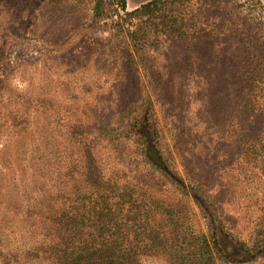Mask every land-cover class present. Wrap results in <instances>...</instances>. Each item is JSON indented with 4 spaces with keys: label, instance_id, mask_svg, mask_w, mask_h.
Listing matches in <instances>:
<instances>
[{
    "label": "rangeland",
    "instance_id": "obj_1",
    "mask_svg": "<svg viewBox=\"0 0 264 264\" xmlns=\"http://www.w3.org/2000/svg\"><path fill=\"white\" fill-rule=\"evenodd\" d=\"M118 3L0 0V264H57L63 242H106L111 222L126 243L185 241L189 264L197 232L175 225L244 247L218 264H264V0H160L147 36L120 30ZM148 108L198 202L140 154Z\"/></svg>",
    "mask_w": 264,
    "mask_h": 264
},
{
    "label": "trees",
    "instance_id": "obj_2",
    "mask_svg": "<svg viewBox=\"0 0 264 264\" xmlns=\"http://www.w3.org/2000/svg\"><path fill=\"white\" fill-rule=\"evenodd\" d=\"M73 1L84 2V0ZM118 2V4L122 7V10L125 11V15H118L120 18L117 19L116 22L121 31H129L136 36H139L140 34L147 36L150 32L154 30L157 31V19L153 18L155 11L158 10L160 0H154L147 3L141 6L140 9L133 12H127L126 0H118ZM138 14L148 15L149 19H138L139 21L137 23H134L135 19H127L137 16ZM169 24H172V26H166H169L171 29L179 23L178 20H173ZM131 29H134L133 32ZM178 30H182V27ZM242 74L251 78L254 76V71L248 68L245 69ZM151 110V108L145 110V113H142L139 118L135 120V123H137L136 126L133 125L134 128L136 127L134 134L139 137L138 141H140L141 144L140 154L148 164L153 166L156 171H159L162 174L160 177L164 179L163 185L169 186L177 182V185H179L178 191L180 193H183L186 196L191 194L198 202L200 199L198 198V195L194 193V189H189L190 186L186 185L183 179L178 178L177 180V177L175 178L174 176L176 173L172 175L171 164L168 159L164 157L163 152L161 151V130L158 127L157 118L155 119ZM125 138L130 141L134 138V136L129 135ZM135 209L137 211V207ZM110 211L113 210L111 209ZM111 213L110 216L113 219L114 215ZM213 221L215 222L216 220L214 219ZM110 225L111 237L106 242L95 241L91 243L92 245L90 246L85 245L80 246V248H73L69 243L63 242V245L54 249L57 253H61L58 255V258H54L57 264H143L142 259L144 255L158 256L159 252L168 256L169 264L191 263L190 258H183V254L186 253V249L184 247L185 241L176 240L175 238H172L171 240V237L169 238L166 232L156 233V235L153 236L150 234V238L145 244L136 243V241L127 242V244L126 241H124L125 239L122 237L123 230L127 227V225H122L118 222H111ZM175 226L176 227H173L168 233L172 236H176L177 238L179 237V234H184L186 231L188 235L185 234V237L189 236V238H193L197 232L198 240L195 242L196 260L193 261V264H203V261H205L206 264H218L220 261L226 262L225 260H229V255L231 256L236 248L240 251L244 250V247L238 245L239 243L233 241V239L229 236L225 235L221 239H217L216 233H213L212 236L214 239L208 242L205 236H202V231H196L192 224L188 226L185 225V228L177 227V225ZM179 228L184 231H181ZM215 229L217 230L218 228ZM129 231L130 229L127 228V232ZM59 232L57 231L56 235L62 239ZM70 233L75 234V229L73 231L72 228ZM61 247L64 250H60Z\"/></svg>",
    "mask_w": 264,
    "mask_h": 264
}]
</instances>
